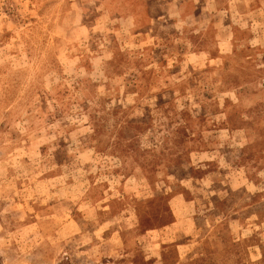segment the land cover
<instances>
[{
  "label": "rangeland",
  "instance_id": "rangeland-1",
  "mask_svg": "<svg viewBox=\"0 0 264 264\" xmlns=\"http://www.w3.org/2000/svg\"><path fill=\"white\" fill-rule=\"evenodd\" d=\"M172 200L264 264V0H0V264H174Z\"/></svg>",
  "mask_w": 264,
  "mask_h": 264
},
{
  "label": "crops",
  "instance_id": "crops-1",
  "mask_svg": "<svg viewBox=\"0 0 264 264\" xmlns=\"http://www.w3.org/2000/svg\"><path fill=\"white\" fill-rule=\"evenodd\" d=\"M174 200H176V199H174ZM177 203H178V201H173V200L170 202L171 209H172V212L174 215L173 222L169 226L157 231L156 233L153 232V234H159V240L160 241H157V243H159V244H168L166 242L172 241V240H169V238H175L176 240L179 241V242L178 241L174 242V248L176 250V253H179L174 264H182L183 259L186 258V255L183 253H186L185 250H189V248H190V245H189L190 242L189 241L186 242L185 236L184 237L182 236V234L184 235L187 231V228L189 226V221L185 216L182 215L181 211L176 210ZM151 233L152 232H146V234L142 237L141 242H143L144 246L146 244L148 246L154 245V243L149 241L150 239L148 240ZM177 234H180L179 239L177 237ZM119 250H122V253H125L126 255H124L125 257H123L122 260L115 261L114 264H138L136 261H134L135 256H133V254H132L133 252L129 253V252L125 251V249L123 247L121 249H120V247H117V251H119ZM118 253H121V252L119 251ZM144 260L146 263L151 262L152 264H160V259L158 260L157 257H154V258L149 257V258H145Z\"/></svg>",
  "mask_w": 264,
  "mask_h": 264
}]
</instances>
